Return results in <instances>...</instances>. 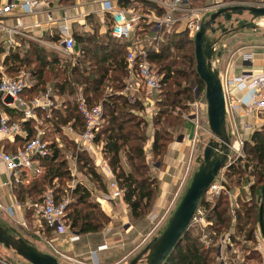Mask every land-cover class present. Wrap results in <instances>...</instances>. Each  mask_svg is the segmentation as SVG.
I'll return each instance as SVG.
<instances>
[{
  "label": "trees",
  "instance_id": "trees-1",
  "mask_svg": "<svg viewBox=\"0 0 264 264\" xmlns=\"http://www.w3.org/2000/svg\"><path fill=\"white\" fill-rule=\"evenodd\" d=\"M234 1L239 0H224V2ZM135 3L142 6H135ZM119 5L122 8L139 9L140 14H149V9L158 8L152 3L141 0L120 1ZM191 5L198 6L194 3H191ZM159 12L160 10L157 9V15L161 13ZM87 21L91 26V33L79 31L72 33L79 47L78 62L76 64L71 63V58L62 56L58 52L46 49L36 43H29L26 47L7 52L0 64L4 68L5 74L12 78L17 77L21 71L30 73L33 84L31 88L25 91L24 95L27 99L35 98L44 92L47 87L51 88L53 95L60 97L65 95L68 97L74 96L77 90L81 89L84 102L88 108L101 104L103 123L95 133V143L100 145L103 159L108 162V166L115 177L114 181L123 191L122 199L131 217L138 219L147 209L154 206L157 183L150 172L151 168L147 164L148 158L143 150L145 129L148 126V121L140 114L144 110L143 104L140 103L138 97L129 98L121 94L129 77L126 61L128 43L111 36L109 20H107L108 23L104 32L99 31L101 25L97 16L90 15L87 17ZM144 21L143 27L145 30H137L138 34L151 32V21ZM179 26L178 23L171 30L161 33L160 40L154 42L150 47H145L147 60L158 70L161 76L160 90L164 86L162 96L165 103L162 104L161 100H157V105L165 108L169 105L174 106V98L177 95H184L191 89L190 86H187L180 91V94L173 93L170 95L172 85L177 84L176 78H182L186 81H188L187 78H191L192 81H189L188 84L199 91L204 87L195 69L193 40L188 32L179 29ZM151 37L153 38L155 35ZM4 51L5 49L0 43V55ZM174 52L176 53L174 54ZM180 66H183L184 69L178 70L177 68ZM173 79L175 80L173 81ZM6 111L8 110L6 109ZM42 114L44 113L36 112L37 116H43ZM165 114L160 109L151 121V124L156 127L151 143V155L154 159L161 158L166 143L170 140L168 129L160 132L157 130L159 126L164 125L162 118ZM50 116V119L46 122L51 124V132L53 133H60L61 127L68 125L77 132H82L85 128L83 116L73 100L61 101L60 107L54 109ZM17 118H19V115ZM166 122L164 121L165 125ZM22 127L26 131V137L18 138L15 143L16 146L12 149H6V152H16L35 137L37 130L32 120L23 123ZM47 138L49 137H44L45 140ZM247 141L248 143H245L243 150L246 154L248 168L254 170L257 182H259L256 187L251 188L252 194L256 195V192L261 194L264 186L260 181L264 175V125L261 129L252 132ZM70 144V148L68 147L67 150L65 147L59 148L55 141H49V154L38 159L40 173L30 177V183L27 185H13V194L19 203H25L26 200L33 202L35 198L42 199L44 191L48 189V186H53L54 182L60 185L59 189L56 188V199L57 201L62 200L60 196L62 188L67 184L66 181L70 182L73 179L70 171L71 165L66 160L67 156H65L67 153H71L75 159L77 171L84 172L89 181L98 183L100 191L106 194L108 190L106 180L98 173L90 154L77 149L72 143ZM123 160L125 163H122ZM245 170V165L232 163L226 169V178L237 177V181H241V175ZM42 171L43 174L40 175ZM223 183L226 188V183ZM70 195L74 200L66 207L64 216L68 232L70 230V232L81 236L102 231L108 221L107 215L97 204L90 200L88 187L77 183L71 189ZM253 200L255 203V199ZM241 206L242 210L234 209L232 218L229 215L227 193L222 192L213 205L205 203L206 218L209 222L207 230L214 234L215 232L227 230L230 225L231 229L239 233V224L255 221L254 208L247 203H242ZM32 208L25 209L27 222L30 221L33 215ZM232 220L235 221L233 226ZM44 225L52 233L45 222ZM236 233L234 232V235ZM212 237L210 236V238ZM227 237L230 242L236 241L237 243L238 241L232 233H228ZM244 241L255 242L251 235L244 237ZM217 247L211 245L205 247L201 241V236L191 235L188 230L172 249L165 264H213L211 256L212 254L216 255ZM223 249H225L224 253L229 252L227 246H224ZM253 253L261 261L262 252L254 250ZM249 259H252L250 255L244 256L243 263L249 261ZM0 264L4 263L0 261Z\"/></svg>",
  "mask_w": 264,
  "mask_h": 264
},
{
  "label": "rangeland",
  "instance_id": "rangeland-1",
  "mask_svg": "<svg viewBox=\"0 0 264 264\" xmlns=\"http://www.w3.org/2000/svg\"><path fill=\"white\" fill-rule=\"evenodd\" d=\"M224 2V0H221ZM237 4L242 3L254 6V7H264V0H248V1H234ZM191 3L198 5L193 7H209L212 6L215 2L214 0H192ZM225 3V2H224ZM214 9V8H213ZM212 9V10H213ZM221 8H216L215 10H211L210 12L214 13L217 10ZM211 13V14H212ZM210 14V15H211ZM209 15V16H210ZM243 19H249V16L244 14L242 16ZM218 23L223 24L221 28H227L229 27V24H224V21L222 19H219L217 21ZM258 26L256 30L251 29H243L235 33H230L224 37H222V43L225 41H229L228 45H226L224 48L226 49H233L234 46H236L239 43H249L250 41H258L259 43L264 44V18L258 19L255 22ZM107 27V25H106ZM215 28H217L215 26ZM106 28L101 25V28L99 31H105ZM218 37L220 35V32L216 34ZM237 35H239L241 41L239 38H233ZM207 38L214 37L209 31L206 33ZM233 39V40H231ZM235 39H237L235 41ZM240 41V42H239ZM153 43H150L147 45V47L152 46ZM77 51V48H74ZM176 52H174L175 54ZM4 55V56H3ZM5 57V53L0 55V63ZM78 56L74 57L75 59H71L72 64H76L78 62ZM1 65V64H0ZM178 70H183V66H180L177 68ZM29 78V77H28ZM176 85H172L170 95L173 93L180 94L181 90L185 89L187 86H190L191 89L186 92L184 95H177L175 99V105H169L167 108L161 107L157 105V100H161L162 104H164V97L162 96V92L164 91V86L160 90L150 91L146 89L137 79L136 76H133L132 79L128 78V81L126 80L125 88L122 90L121 94L130 97H138L140 100V103L143 104L144 111L147 108H150L152 110L150 115L145 114L143 115L147 121H152V118L156 115V113L161 109L166 114L162 118L163 126L158 127V131H163L165 129H168L170 140L166 143L165 150L163 154L161 155V158L154 159L151 155V143L153 141V134L156 130V127L153 125H149L145 129V143L143 146V150L146 154V157L148 158L147 164L151 168L150 172L152 176L155 177L157 187H156V196H155V202L160 197V194L164 191V187H166V183L169 184L171 180H173V184L169 186L172 188V193L168 194V200H172V197L175 196V194L178 193L177 198L175 200V204L171 209L168 211H165L164 209L161 211L153 212V207L147 209L145 213L138 219L132 218L128 208L126 211L125 203L123 202V197H121L119 200H112L110 208V216H107L108 221L105 223L104 228L102 231L97 233V237H99L100 240H103L104 243L107 244V248L105 251L99 254L97 252V247H93L91 249H88L87 251H84V246L81 245L83 242L82 239H80L78 243V246H73L72 252L68 258H62L60 255L64 253V251L67 249V245L71 244L69 242V237L71 236V232L69 230L68 235L64 237H57L53 233H50L43 222V219L40 216L39 213V206L41 204L42 199L35 198L32 202L33 205V215L28 222H23L22 224L16 225L14 222H8L7 225L3 223L0 220V225L4 228H7L11 234L17 238H22L27 243H29L31 246L35 247L38 251L42 253H46L48 255H51L54 257L59 264H129L130 261L137 256L145 247L146 245L155 237L160 236V234L164 231L166 228L168 221L170 217L172 216L174 210L178 206L180 200L182 199L183 195L185 194L187 188L190 185L191 179L193 174L198 170L199 165L203 161V151L206 145L210 140L213 139V136L208 132V122H207V111H206V101H205V86L201 91L198 89H195L192 85H189L188 82L192 81L191 78H187L188 81L183 80L182 78H176ZM175 79H173L174 81ZM46 90H49L51 93V88L47 87ZM112 90V89H111ZM40 95V94H39ZM53 100L56 101V103H61V101L65 100H73L74 103L77 105V100L79 98H84L81 89L77 90L76 94L74 96L68 97V96H58V95H52ZM171 99V96H170ZM57 103V104H58ZM101 106V104H98ZM102 109V106H101ZM141 114V113H140ZM43 116H37L39 118V121L41 124L35 125L39 129H43L47 131L48 137L46 139L47 142L49 141H55L57 144H59L61 147H65L68 150V147L72 143L67 135L63 134V131L60 129V133H53L51 132V124L49 122H46V120L50 119L48 117L45 119V115ZM197 117L198 120H196L199 123V126L196 127L193 125L190 129V139L187 140L186 137V131L185 126L190 121L193 120V118ZM253 123L254 129L253 131H249L244 135V142L240 146V154H236L234 151L230 150L229 154V161L226 165H231L232 163H237L238 165H245L246 170L243 171V174L241 175V181H237V177H230L226 178V169L227 166L225 165L218 173L220 178L223 179V181L226 183V191L224 193H227V197L229 200V215L233 218L234 215V209L238 208L239 210H242V203H247L250 206H252L255 216V221L251 222H242L239 224L238 232L234 229H231L230 225L229 228L226 230H222L219 232H215L211 234L210 231L207 229H204V231H196V230H189L191 235H199L202 236V234H205L210 238L209 245L211 246H218L221 243V240L223 238H227L228 233H232L233 237H237L238 241H231V247L229 252H225V249H222L223 253V259L217 258V254H212L213 264H237V261H242L244 259V256L250 255L252 259H249L250 261L244 262L245 264H259L260 259L257 258V256L253 253L254 250H256L257 243L259 240H262L259 227H258V220H257V214L259 209V203L261 194L256 192V195L252 194V189L257 186L259 182H257V176L256 173H254V170L252 168H248L247 164V158L246 154L244 153V145L245 143H248L247 139L248 136L254 132L257 131V129H261V127L264 125V112L262 113H256L253 114ZM16 122H20L21 119H13ZM166 122V125L164 123ZM226 126L229 130V127L231 126L229 120H226ZM103 123V120L101 124ZM238 130L242 133V125H237ZM188 128V127H187ZM167 135V136H168ZM62 136V137H61ZM229 136V135H228ZM231 143H234V140L232 137L230 138ZM70 142V143H69ZM73 144V143H72ZM186 144V145H184ZM74 145V144H73ZM60 148V147H59ZM70 148V147H69ZM99 150H101L100 145H97V147L94 149V154H99ZM173 154V162L174 165H177L174 167H169L167 163H169L168 158L172 157ZM66 160L69 162L71 167L73 166L72 163H75V159L71 155V153H67ZM175 160V161H174ZM241 161V162H240ZM106 165H108V162L105 160ZM122 163H125L123 160ZM240 163V164H239ZM76 165V164H75ZM104 165V164H103ZM36 166V165H35ZM97 168H101V162L96 163ZM105 166V165H104ZM109 167V166H108ZM190 167L188 175H186L187 168ZM110 169V168H109ZM180 170V174H174L175 170ZM77 171V168H76ZM98 173L101 174V172L97 169ZM111 171V169H110ZM112 173V171H111ZM43 174V171L40 175ZM102 175V174H101ZM30 176V175H28ZM26 176L23 180H27L24 184H29V178ZM72 180L70 182L66 181L65 187L62 188V194H60L62 199H66L69 204L73 202V197L70 195V186L73 183L74 187L75 184L80 183L88 187L90 192V200L93 201L95 204H97L99 207V200H103L108 192L106 191V194L100 191L98 187V183H94L89 181L88 176L85 175L83 172H76L75 175H72ZM103 176V175H102ZM112 178L115 180V177L112 173ZM29 181V182H28ZM73 181V182H72ZM262 182V185H264V175L263 179L260 180ZM106 182V181H105ZM107 184V182H106ZM48 188H51L55 191L56 194V188L59 189L60 185L56 182L53 183V186H48ZM252 188V189H251ZM65 192H64V191ZM43 196V194H42ZM255 199V203L253 202ZM215 201V200H214ZM213 201V203H215ZM68 204V205H69ZM102 205L105 209H108V205L106 203L102 202ZM155 205V204H154ZM101 209V208H100ZM168 209V208H167ZM3 212V211H2ZM0 210V217L5 216ZM207 215V213H206ZM165 216V217H164ZM234 222L232 220V226L234 225ZM106 230V233L104 235L103 230ZM108 231V232H107ZM234 232L236 235H234ZM253 236L255 242H245L244 237L246 236ZM216 238V239H214ZM201 241L204 243L205 247H207L204 240L201 238ZM215 241V242H214ZM214 243V244H213ZM217 247V248H218ZM87 252V254H84ZM91 252H96V255H92ZM262 252V259H264V249ZM75 253V254H74ZM98 253V254H97ZM69 255V254H67ZM261 259V261H262ZM0 261L4 264H29L20 257L16 256V254L4 248L0 245ZM139 264H145V261L143 260Z\"/></svg>",
  "mask_w": 264,
  "mask_h": 264
},
{
  "label": "built area",
  "instance_id": "built-area-1",
  "mask_svg": "<svg viewBox=\"0 0 264 264\" xmlns=\"http://www.w3.org/2000/svg\"><path fill=\"white\" fill-rule=\"evenodd\" d=\"M56 1L57 0H0V43L5 49V55L7 52L16 48V37L33 40V37L26 32L27 27L23 22L22 16H34L44 13L46 15L44 25H50L53 20L48 7ZM117 1L118 0H102L101 10L104 14L109 16V32L111 36L128 43L126 56L129 69L128 78L132 79L133 76H136L138 81L146 89L150 91L159 90L161 88V76L159 75L158 70L147 60L146 46L135 40V35L140 28V22L144 16L131 9L122 8L116 3ZM191 1L192 0L156 1L158 6L157 9H159L161 13L159 12L160 14L157 15L156 9V14L150 19L152 23V31L155 35L151 40L152 42L150 41L151 43L160 40L161 33L171 30L178 23L180 25L179 27L188 32L193 40L197 32H199L201 25L208 20L209 15L212 13L210 11L213 8V10H215L216 8L241 5L235 2L224 3L221 0H217L212 6L196 8L191 5ZM242 4L246 5L244 3ZM10 17L14 18L12 24L7 22ZM70 18L71 17L67 14L63 15L59 19L57 26L51 28L52 31L49 33L50 38L53 39L52 42L67 54L72 53L76 45L71 28L68 24ZM102 24H104V22ZM37 41L43 45L50 43V41H43L40 38H38ZM220 48L222 47L216 45L214 57L211 61L212 67L216 70L219 62L217 53ZM219 76L224 94L226 120H229L231 124L229 130L227 128V133L229 138L232 137L234 140V143H231V150L239 155V148L244 142L245 132L253 131L254 124H257L253 123V119H255L253 114L264 112V72L256 75H241L239 77L230 78H227L226 75L222 76L219 73ZM28 77L29 73L26 71H21L15 78L9 77L5 74L3 66L0 65L1 104L7 109L13 110L22 115L20 122H16L7 115L3 113L0 114V136L12 141L17 136L23 134V123L33 120L37 125L41 124V122L37 120L38 117L36 112H46L47 115L45 117L48 118L50 117L52 110L56 108L49 90H46L45 93L40 94L33 99L26 98L24 95L25 91L30 87ZM236 92H243V95L237 96ZM6 97H10L12 101L6 103L4 101ZM77 108L84 119V130L82 132H77L69 125L61 127V130L65 135L71 136L72 143L77 149L93 154L94 149L97 147V144L95 143V133L102 122L101 106L96 105L92 108H88L84 99L79 98L77 100ZM145 111L147 115H150L152 112L150 108H147ZM239 112L245 118L242 126L243 134L240 133L237 126ZM196 120L198 119L194 116L192 120L193 124L198 127L199 123ZM46 136L47 131L38 128L35 137L29 140L16 152L0 153V161L6 168L11 186L19 184L22 181V174L27 175L31 172L37 175L40 173L38 159L46 157L49 154V142L44 139ZM104 170L105 168H103L101 174L107 182L108 192L103 200L110 202L112 200L120 199L123 195V191L118 187V184L111 179L112 177H110V174L112 173L110 171L107 173ZM189 170L190 167L187 168L186 175H188ZM70 171L72 175L76 174L77 171L75 164L70 168ZM223 182V179L217 175L214 181L206 189L201 197L202 203L200 204L199 202L188 225V230L203 232L204 229H207L209 222L206 218L204 204L207 203L213 205L214 200L216 203L220 194L226 191ZM73 188L74 184L72 183L70 189ZM68 204L69 202L66 199L57 201L55 191L51 188L46 189L43 193L42 201L39 206V213L48 228H50L52 233L57 237H64L68 234V227L64 222L65 210ZM0 210H3V212L8 215H12L11 208H4L0 205ZM201 238L207 244V247L210 246V238L208 236L202 234ZM77 240V235H73L70 238V241L72 242ZM224 246H227L230 250L231 244L228 237L221 240L216 253L217 258L223 259L222 249ZM102 249H105V246L98 247V250ZM263 249L264 243L262 240H259L256 250L262 251ZM60 256L62 258H68L62 254ZM237 264L245 263L237 261ZM259 264H264V259Z\"/></svg>",
  "mask_w": 264,
  "mask_h": 264
},
{
  "label": "water",
  "instance_id": "water-1",
  "mask_svg": "<svg viewBox=\"0 0 264 264\" xmlns=\"http://www.w3.org/2000/svg\"><path fill=\"white\" fill-rule=\"evenodd\" d=\"M246 14L249 19H243ZM264 18V7L237 5L224 7L212 13L205 21L193 39L195 53V69L199 79L205 86V101L207 111L208 132L213 139L208 142L203 151V161L193 174L189 187L170 217L168 224L160 236L153 238L146 247L135 256L129 264H165L172 249L177 245L182 235L188 231V225L201 200L202 195L214 181L219 171L229 161L231 141L227 133L225 101L222 83L218 71L212 67V59L216 45L222 37L243 29L256 30L258 19ZM222 19L229 27L221 28ZM215 26L217 28H215ZM210 32L220 35L214 39L206 37ZM220 50L217 56H220ZM1 97V94H0ZM6 103L12 99L6 97ZM229 167V165H226ZM258 227L264 243V186L258 209ZM0 245L13 251L29 264H59L58 261L46 253L38 251L22 238L13 236L7 228L0 225Z\"/></svg>",
  "mask_w": 264,
  "mask_h": 264
},
{
  "label": "crops",
  "instance_id": "crops-1",
  "mask_svg": "<svg viewBox=\"0 0 264 264\" xmlns=\"http://www.w3.org/2000/svg\"><path fill=\"white\" fill-rule=\"evenodd\" d=\"M101 1L102 0H57L55 3L51 4L48 7V9H50V12L52 15V20H53L50 25H44L45 24L44 22L46 21V15L44 13H40V14H37L34 16L33 15H23L22 19H23L24 24L27 27L26 32H28L33 37L34 41L31 39L23 38V37H16L15 38V42H17L16 48H23V47H26L29 43H36L40 46L45 47L46 49L58 52L62 56H66L68 58L75 59L74 57L78 56V54H79L78 45L77 44L75 45V48H77V51L74 49L72 53H68V54L64 53L61 50V48H59V46H57L55 43L52 42L53 39L50 38V35H49V33L52 31L51 28L56 27L57 24L59 23V19L65 14H67L69 17H71L68 20V24L71 28L72 33L74 31L91 33L92 32L91 26L87 21V17L90 15L97 16L99 24L106 28V24L108 23L107 20H109V16L102 12ZM120 1H125V0H118L116 3L119 5ZM129 1H133V0H129ZM141 1H146V2L152 3L157 7V4H156L157 0H141ZM215 1H217V0H214V2ZM136 5L139 7L142 6L138 3H135V6ZM128 8L131 9L132 11H135V12L140 14L139 9H135L132 7H128ZM128 8H125V9H128ZM149 10H150L149 14L148 13L141 14L144 16V18L140 22V28L139 29L145 30V28L143 27V25H144L143 22H145L144 20L150 21V19L153 18L154 15L156 14V12H155L156 8H153L152 10L149 9ZM13 21H14V18L10 17L7 22L9 24H12ZM103 22H104V24H102ZM179 29H182V28L179 27ZM150 30H151V32L149 31V33H147V34L145 32L144 33L142 32V34L137 33L135 36L136 37L135 40H137L140 44H142L144 46L149 45L152 42L151 36H154V32L152 31V27ZM101 32H104V31H101ZM213 36L214 37H212L210 39H214L215 36H217V35H213ZM38 38L42 39L43 41L44 40L50 41V43H47L46 45L40 44L37 41ZM233 38H237V39L239 38V40L241 41L239 35H237V36L234 35ZM237 39H235V41ZM231 40H233V39H231ZM228 42L229 41H225L222 43V41H220V43L217 45V46L222 47L219 49L221 52H220V56H219V60H218L219 62L217 65V70L219 71V73L222 76L226 75L227 78H230V77H239L241 75H250V74L256 75V74H260V73L264 72V44L259 43L258 41L255 40V41H250L249 43H239L236 46H234L233 49H229V50L226 49L225 50L224 47L226 45H228ZM16 48H14V49H16ZM32 84H33V81L31 80L30 73H29V86H30L29 88H31ZM51 94H52V91H51ZM236 95L242 96L243 92H236ZM54 102L56 105V108H54V109H58L60 107L61 103L57 102L58 103L57 104L56 101H54ZM6 109L7 108L1 104V99H0V114L3 113L11 119H19L22 116L20 113H17L13 110H10V109H7L8 111H6ZM40 112H42V111H40ZM240 112H239V116L237 117V123H238V125L243 126V122H244L245 118L243 117V115ZM42 113H44L45 116L47 115L46 112H42ZM51 113H50V115H51ZM144 114H145V111L143 110L141 112V115L143 116ZM18 115H19V118H17ZM45 119H47V118L45 117ZM37 120H39V118H37ZM33 122L36 125V122L35 121H33ZM148 123L150 126L152 125L150 121H148ZM193 125H194L193 121H190L185 126V131L187 134L186 135L187 140L190 139V137H189L190 132L189 131ZM35 129L37 130L38 127L36 126ZM245 133H247V132H245ZM63 134H64V132H63ZM47 136H48V134H47ZM20 137H26V131L25 130H24L22 135L17 136L13 141L0 136V153H3V152L9 153V152H6V149H8V148L12 149L13 147H15L16 146L15 143L17 142L16 140ZM67 137L70 141H72L70 135H68ZM184 145H186V144H184ZM58 146L61 147L59 144H58ZM98 152H99V154L93 153V154H90V156L92 157L95 166H96V163L101 162V168H97V166H96V168L100 172H103L102 170H103V168H105L104 171H106L108 173V171H110V169H109L108 165H106L105 160L103 159L102 152H101V150H99ZM168 161H169V163H167V165H169V167H172L174 169V167L177 166V165H174L175 163L171 164V162H173V154H172V157L168 158ZM74 164L75 163L73 162L72 165H74ZM106 167H107V169H106ZM174 174L175 175L180 174V170L176 169ZM28 175H30V176H28ZM111 175L112 174H110V177H112ZM26 176H28V178L31 179L30 177L34 176V174L31 172L28 173L27 175L22 174V176H21L22 181L19 184H24L25 182H27V180H23L24 178H26ZM9 180L10 179H9L8 173L6 171V168L4 167V165L0 161V205L4 208H11V210H12V215H8L5 212H4L5 213L4 214L2 212L3 210H1V212L5 216L0 217V220L7 225H9L8 222H14L16 225L22 224L23 222L26 223L27 221L25 219L26 218L25 217V209L33 207L34 204L32 202H30L29 200H26V202L22 203V204L19 203L13 194V185L12 186L10 185ZM171 184H173V180H171L169 182V184L166 183L167 186L163 188L164 191L162 192V194H160V197L157 199V201L153 207L154 213L156 211H161L163 209L165 211L169 212L171 207H173V205L175 204V200H176L179 192H177V194H175V196L172 197V200H168V194L172 193V191H173L172 188L169 187V186H171ZM102 202L106 203L109 206L108 209H105L103 207ZM99 205H100L101 210L107 216H110L111 202L99 200ZM125 207H126V205H125ZM126 211H127V207H126ZM106 230L107 229L103 230L104 235L106 233ZM73 235L78 236L77 241H73V242L70 241V238ZM68 237H69V242L71 244H68L67 249L64 251V253H62V255L65 257H68V256H70L71 253H73L71 250H72L74 245L78 246L77 242H79L80 239H82V241H83L81 243V245L84 246V248H85L84 251H87L88 249H91L93 247H97V252H99V254H100L103 251H105L107 248V244L104 243L103 240H100L99 237H97V233H95V234L90 233V234L80 236L76 233L71 232V236H68ZM100 246H105V249L98 250V247H100ZM67 254H69V255H67ZM84 254H87V252H85ZM91 254L96 255V252H91ZM261 262L262 261H260L259 263H261Z\"/></svg>",
  "mask_w": 264,
  "mask_h": 264
}]
</instances>
